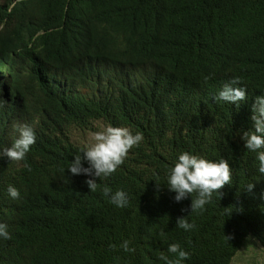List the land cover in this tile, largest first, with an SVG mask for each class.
<instances>
[{
    "label": "trees",
    "instance_id": "16d2710c",
    "mask_svg": "<svg viewBox=\"0 0 264 264\" xmlns=\"http://www.w3.org/2000/svg\"><path fill=\"white\" fill-rule=\"evenodd\" d=\"M225 85L246 100L217 102ZM261 95L264 0H0V264H164L173 243L184 264H232L250 238L264 249V175L241 138ZM22 125L36 143L11 161ZM107 126L144 139L90 192L94 177L67 169ZM184 152L231 170L203 211L166 183Z\"/></svg>",
    "mask_w": 264,
    "mask_h": 264
},
{
    "label": "clouds",
    "instance_id": "9594fccd",
    "mask_svg": "<svg viewBox=\"0 0 264 264\" xmlns=\"http://www.w3.org/2000/svg\"><path fill=\"white\" fill-rule=\"evenodd\" d=\"M233 83H238L234 81ZM217 102L223 101L236 104L246 100V90L225 85L215 97ZM252 128L244 131L242 140L244 147L256 153L259 162L258 172L264 175V95L255 98L249 116ZM19 137L14 141L11 148L4 149V155L11 161H23L31 146L36 143V133L28 125L18 128ZM144 137L141 133L133 134L124 127L107 126L95 132L94 142L84 150V156L76 155L74 161L70 163L68 171L73 176L84 175L94 177L87 179L86 184L90 192L97 191L95 178H107L112 176L120 165L124 163L129 151L138 146ZM87 162L88 167L84 166ZM231 182V170L229 164L224 161H213L205 159L195 154L184 152L178 156L174 166L169 169L167 175V186L169 191L174 192L177 202L187 198L190 194H197L193 199L191 208L193 212L203 211L205 205L212 202L214 195H221L219 190ZM255 185H248L251 191ZM103 195L109 202L117 208H125L129 204V196L123 190L113 192L111 187L104 186ZM7 193L12 199H19L20 191L12 185L7 188ZM178 227L184 231H190L194 225L187 219H181ZM0 238L10 239L7 225L0 223ZM113 249L116 248L112 245ZM125 252H132L129 241L125 240L120 245ZM168 253L175 258L169 259L168 256H160L159 259L164 264H184L190 259L189 253L181 248L179 244H170L167 248Z\"/></svg>",
    "mask_w": 264,
    "mask_h": 264
},
{
    "label": "rangeland",
    "instance_id": "374dc122",
    "mask_svg": "<svg viewBox=\"0 0 264 264\" xmlns=\"http://www.w3.org/2000/svg\"><path fill=\"white\" fill-rule=\"evenodd\" d=\"M232 264H264V249L256 239L250 238Z\"/></svg>",
    "mask_w": 264,
    "mask_h": 264
}]
</instances>
